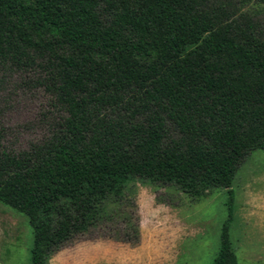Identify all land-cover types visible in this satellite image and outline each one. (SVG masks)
Returning <instances> with one entry per match:
<instances>
[{
    "label": "trees",
    "instance_id": "obj_1",
    "mask_svg": "<svg viewBox=\"0 0 264 264\" xmlns=\"http://www.w3.org/2000/svg\"><path fill=\"white\" fill-rule=\"evenodd\" d=\"M12 80L47 102L24 147L0 110V202L29 219V264L90 230L134 244L137 180L200 198L264 150V0H0V93ZM231 218L230 199L212 264H237Z\"/></svg>",
    "mask_w": 264,
    "mask_h": 264
},
{
    "label": "rangeland",
    "instance_id": "obj_2",
    "mask_svg": "<svg viewBox=\"0 0 264 264\" xmlns=\"http://www.w3.org/2000/svg\"><path fill=\"white\" fill-rule=\"evenodd\" d=\"M46 98L7 83L0 93L5 141L24 147L44 132ZM231 190V195L229 194ZM140 239L129 243L90 230L55 251L48 264H212L228 217L237 264H264V150L252 151L230 188L192 199L171 185L135 182ZM230 198V199H229ZM33 231L26 214L0 202V264H29Z\"/></svg>",
    "mask_w": 264,
    "mask_h": 264
}]
</instances>
